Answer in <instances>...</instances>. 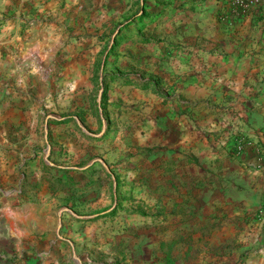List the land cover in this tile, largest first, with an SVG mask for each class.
Instances as JSON below:
<instances>
[{
    "label": "crops",
    "instance_id": "1",
    "mask_svg": "<svg viewBox=\"0 0 264 264\" xmlns=\"http://www.w3.org/2000/svg\"><path fill=\"white\" fill-rule=\"evenodd\" d=\"M231 1L170 0L147 32L118 34L122 53L153 65L132 75L149 81L148 88L120 85L136 87L133 95L143 102L142 112L127 120L137 125L138 191L156 200L166 194L168 201L154 203L150 218L139 209L138 226L115 227L120 251L107 248L108 256L87 264H165L161 242L151 252L143 236L123 234L162 221L186 233L175 246L202 248L186 258L172 255L175 264H264L258 214L264 202V0L236 15ZM114 13L123 20L122 9ZM113 18L88 0H0V264H76L75 252L103 226L99 219L95 226L79 222L91 215L78 211L79 201L92 208L95 197L115 202L123 192L118 172L108 168L118 152L102 156L104 176L82 171L93 148L78 131L65 134L50 123L60 118L51 106L64 103L66 91L92 87L91 71L107 50ZM106 60L105 69L111 67ZM117 98L112 92L108 106ZM186 200L190 206L183 209ZM239 223L248 235L235 238ZM130 244L129 258L123 253Z\"/></svg>",
    "mask_w": 264,
    "mask_h": 264
},
{
    "label": "rangeland",
    "instance_id": "2",
    "mask_svg": "<svg viewBox=\"0 0 264 264\" xmlns=\"http://www.w3.org/2000/svg\"><path fill=\"white\" fill-rule=\"evenodd\" d=\"M89 6L98 9L104 6L106 11H110V15L112 17V14H115L117 16V21H115L113 27L111 29H108L106 34V41L104 42L105 45L103 49H108L109 44L112 41V35L113 33L119 28L118 32L116 33V36L113 40L114 47L110 51V55H108L109 60V66L105 69L106 66V57L104 60V66L101 70V64L104 55L101 53L97 56L95 59V67L96 69L94 71H91L92 77V87L88 90H85V88H80L81 90L78 91L79 93H76L72 95L73 91H66V97L64 103L54 104L51 106V108L54 106V109L59 113L60 118H55L53 120H50V123L57 127H62L64 133H72V130L78 131L80 133V136H82L86 141H88L87 146L92 151H89L88 156L84 160V162H81V170L86 171L88 169L94 168L95 171L99 172V174H107L105 172V166H104V159L103 155L109 153L110 151L118 152V158H115L114 161L110 163L109 170H115L118 173V180L116 176V186L118 188L117 199L115 202H113L112 198L105 202L100 203L97 200V197H95L91 203H94L95 205L91 208V206H87L88 202L84 203L79 201L78 211L80 213L84 214H90L89 217H82L78 218L79 222L85 223H92L97 225L96 219L101 220L100 222H103L102 228L97 230L100 226H96V231L93 232L92 237H90L88 240H84L82 243V246L79 250V253L75 252V262L76 264H87V259H96L98 260L99 257H102L105 255L103 250H107V248H111L120 251L121 249V239H120V233H116L114 228H118L121 225H127V224H136L138 226V223L141 221L139 220V213L138 210L144 209L145 215L143 217L150 218L151 213L153 212L151 208L153 207L154 203L157 205L164 206V203L167 204V195L165 194V188H162V194H165L166 197L156 200L154 195L150 192L145 193L142 195L138 191V183L136 180V175L139 174V168L138 162H137V156L139 154V151H137V145L136 143V119H134L132 122L127 124V120H130L129 117L135 116L137 112H142L143 108V102L137 101L136 98L133 95V92L136 87H126V86H120L122 84L119 83V81H112L110 82L107 80V103L104 105V110L102 109V103H101V96L99 99V93L102 95L103 91V74H108L109 71L112 73H122L127 74L132 77H139L142 76V73L144 71L153 70V65L150 61L144 62H138L137 57L134 54H137L134 50L133 55L135 57H127L125 53H122L123 48L125 47L121 40V35H118L121 30L124 32V34H136L137 31L139 32L140 28H146L150 27L153 22H155L156 18L165 12V8L168 7V2L170 0H88ZM122 9L121 17L123 20H120V16H118L116 12L117 10ZM126 19V21H124ZM119 23L117 26L116 24ZM139 23H141V27H138ZM148 30H144V32H147ZM118 35V36H117ZM117 37V41H116ZM112 42V46H113ZM132 48L136 49L135 42L131 44ZM109 51V50H108ZM147 54V53H146ZM146 58L152 57L146 56ZM128 58V59H127ZM150 63V64H149ZM106 72V73H105ZM149 77H152V72L149 74ZM116 91L118 93V98L116 99L115 103L117 105L115 107H109L108 100L112 94V92ZM124 98V100L122 99ZM126 99V100H125ZM142 106V107H140ZM153 107V105H152ZM152 110V108H151ZM116 112L118 113L117 116H115ZM126 117V118H125ZM125 118V119H124ZM123 119V120H122ZM134 138V139H133ZM133 139V140H132ZM85 161H89V163L85 166H82ZM121 163V164H120ZM179 165V164H178ZM142 168V167H141ZM113 171V172H115ZM152 173V168L147 170ZM156 171V170H155ZM157 173V172H154ZM115 175V173H114ZM120 175V176H119ZM160 175V173H159ZM123 176V180L125 177H128V180L124 181L122 183V178L119 179V177ZM134 176V177H133ZM158 176V175H157ZM99 177V176H98ZM134 179V181H132ZM106 185L109 187V190L112 189V180H108L106 182ZM199 184H195V187H198ZM169 194V193H168ZM177 196L179 197V193H177ZM189 200H186L185 202H182L183 209L186 206H190L187 204ZM199 203V202H197ZM80 204H82L80 206ZM187 204V205H186ZM195 204V205H194ZM191 204L192 206H196V203ZM87 206V207H86ZM117 207L114 212H117L116 214L112 215H104V213L112 210ZM160 208V207H159ZM173 207H171L172 209ZM87 209V211H86ZM91 209V210H90ZM118 210V211H117ZM169 210V208H168ZM93 212H97V215H92ZM122 212V213H121ZM104 215V216H102ZM128 215V216H127ZM114 216V217H113ZM141 216V215H140ZM162 221L161 224H159L158 228H155L153 226H148L146 224H141L139 228L135 227H128L130 228L129 231H124L123 234H128V239H132L135 237L138 238L139 236H143L144 241L149 242V251H154L158 249L157 247L159 243L165 244V246H162L164 248L170 247V254L175 256H193L195 254H198L202 248L197 247H191L189 250H187V247L180 246V245H174V240H180L183 239L185 236V232L182 230L174 229L173 224L170 225V223L167 221ZM99 224V223H98ZM101 225V224H100ZM175 226V224H174ZM123 229H126L124 227ZM235 238H240L243 236H247V232L244 231L243 227L241 226V223L238 225V229L234 232ZM215 233L208 232L207 237H217L214 236ZM108 235L113 236L116 238V243L112 246V244L109 241ZM139 237V238H140ZM204 237V236H203ZM112 238V237H111ZM126 238V237H125ZM178 244V243H177ZM99 249H96L98 248ZM161 247V244H160ZM125 249V248H124ZM144 249V248H143ZM161 249V248H160ZM96 250V251H95ZM135 251V248H132V245L130 244L127 252L123 253V255H127L129 258L133 255V252ZM70 255H72L71 251ZM101 254V255H100ZM159 255L163 254L162 249L158 252ZM105 256H108L106 254ZM127 264V263H126Z\"/></svg>",
    "mask_w": 264,
    "mask_h": 264
},
{
    "label": "trees",
    "instance_id": "3",
    "mask_svg": "<svg viewBox=\"0 0 264 264\" xmlns=\"http://www.w3.org/2000/svg\"><path fill=\"white\" fill-rule=\"evenodd\" d=\"M115 42H113V46L110 47L108 53L106 54V58L108 57V55L110 54V51L112 50V48L115 46L114 45ZM107 80H117L119 81L120 84L122 85H126V84H134L140 88H148L149 87V81H141L138 82L136 80H134L131 76L127 75V74H122V73H111V74H103V91H102V95H101V103H102V109L104 110V105L105 103H107V90H108V85H107ZM116 206L114 209L104 213V215H112L114 213V211L116 210ZM102 215V216H104ZM162 246H165V244L161 243V249L163 252V256H164V262L165 264H175V260L171 257L170 254V247L168 246V248H164Z\"/></svg>",
    "mask_w": 264,
    "mask_h": 264
},
{
    "label": "built area",
    "instance_id": "4",
    "mask_svg": "<svg viewBox=\"0 0 264 264\" xmlns=\"http://www.w3.org/2000/svg\"><path fill=\"white\" fill-rule=\"evenodd\" d=\"M263 0H232V15H236L238 13H241L242 11L246 10L248 3H255V4H261ZM243 147V144L241 141H239L236 144V148L238 150H241ZM258 214L264 218V202L258 207Z\"/></svg>",
    "mask_w": 264,
    "mask_h": 264
},
{
    "label": "water",
    "instance_id": "5",
    "mask_svg": "<svg viewBox=\"0 0 264 264\" xmlns=\"http://www.w3.org/2000/svg\"><path fill=\"white\" fill-rule=\"evenodd\" d=\"M118 30H119V28H117V30H116V31L113 33V35H112V41H111V43L109 44L108 49L106 50V52H105V54H104V57H103V60H102L101 70L103 69V66H104V60H105L106 54H107L108 50L110 49V47L112 46V42H113V40H114V38H115L116 33L118 32ZM100 96H101V93H99V99H100Z\"/></svg>",
    "mask_w": 264,
    "mask_h": 264
}]
</instances>
